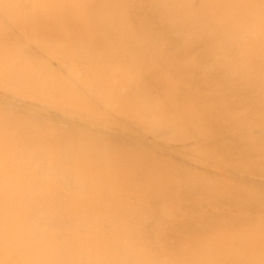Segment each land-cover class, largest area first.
I'll return each mask as SVG.
<instances>
[{
	"label": "bare ground",
	"instance_id": "obj_1",
	"mask_svg": "<svg viewBox=\"0 0 264 264\" xmlns=\"http://www.w3.org/2000/svg\"><path fill=\"white\" fill-rule=\"evenodd\" d=\"M0 264H264V0H0Z\"/></svg>",
	"mask_w": 264,
	"mask_h": 264
}]
</instances>
